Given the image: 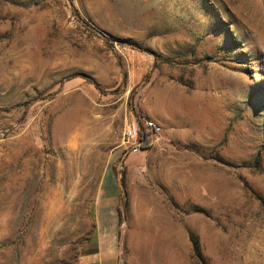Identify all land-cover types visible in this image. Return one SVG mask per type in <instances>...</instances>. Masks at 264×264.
<instances>
[{
  "label": "rangeland",
  "instance_id": "obj_1",
  "mask_svg": "<svg viewBox=\"0 0 264 264\" xmlns=\"http://www.w3.org/2000/svg\"><path fill=\"white\" fill-rule=\"evenodd\" d=\"M0 264H264V0H0Z\"/></svg>",
  "mask_w": 264,
  "mask_h": 264
},
{
  "label": "built area",
  "instance_id": "obj_2",
  "mask_svg": "<svg viewBox=\"0 0 264 264\" xmlns=\"http://www.w3.org/2000/svg\"><path fill=\"white\" fill-rule=\"evenodd\" d=\"M162 127L154 119L139 117L129 119L124 126L121 138L122 150L127 153H137L145 150L143 143L146 139L149 146L160 135Z\"/></svg>",
  "mask_w": 264,
  "mask_h": 264
},
{
  "label": "trees",
  "instance_id": "obj_3",
  "mask_svg": "<svg viewBox=\"0 0 264 264\" xmlns=\"http://www.w3.org/2000/svg\"><path fill=\"white\" fill-rule=\"evenodd\" d=\"M149 147V145H148V143H147V141H146V139H145V141H144V143H143V148L144 149H147Z\"/></svg>",
  "mask_w": 264,
  "mask_h": 264
},
{
  "label": "bare ground",
  "instance_id": "obj_4",
  "mask_svg": "<svg viewBox=\"0 0 264 264\" xmlns=\"http://www.w3.org/2000/svg\"><path fill=\"white\" fill-rule=\"evenodd\" d=\"M157 101V100H156ZM150 219L152 218V216L149 217Z\"/></svg>",
  "mask_w": 264,
  "mask_h": 264
},
{
  "label": "crops",
  "instance_id": "obj_5",
  "mask_svg": "<svg viewBox=\"0 0 264 264\" xmlns=\"http://www.w3.org/2000/svg\"><path fill=\"white\" fill-rule=\"evenodd\" d=\"M151 116H153V115H151ZM150 118V117H149Z\"/></svg>",
  "mask_w": 264,
  "mask_h": 264
}]
</instances>
